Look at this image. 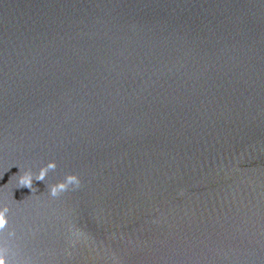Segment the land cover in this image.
I'll list each match as a JSON object with an SVG mask.
<instances>
[{
    "label": "water",
    "instance_id": "obj_1",
    "mask_svg": "<svg viewBox=\"0 0 264 264\" xmlns=\"http://www.w3.org/2000/svg\"><path fill=\"white\" fill-rule=\"evenodd\" d=\"M0 177L8 264H264V0H0Z\"/></svg>",
    "mask_w": 264,
    "mask_h": 264
},
{
    "label": "clouds",
    "instance_id": "obj_2",
    "mask_svg": "<svg viewBox=\"0 0 264 264\" xmlns=\"http://www.w3.org/2000/svg\"><path fill=\"white\" fill-rule=\"evenodd\" d=\"M56 168L55 162H49L44 167L40 168L38 174L33 176L30 171H26L23 174H20L17 177V188H28L33 193L36 192V189L33 188V180L36 181H44L47 173L49 171H54ZM2 178V177H0ZM73 186L74 188H78L80 186V181L75 175H66L62 182H58L53 185H48V194L55 198L59 196L62 192L68 190L69 186ZM9 209L8 207L0 208V232H2L7 224L8 220L6 218ZM13 235V233H9V236ZM6 249L0 247V264H6L7 260L5 257ZM8 264V262H7Z\"/></svg>",
    "mask_w": 264,
    "mask_h": 264
}]
</instances>
